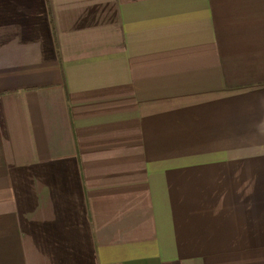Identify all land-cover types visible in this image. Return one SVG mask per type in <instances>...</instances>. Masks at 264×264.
Instances as JSON below:
<instances>
[{
  "label": "crops",
  "instance_id": "1",
  "mask_svg": "<svg viewBox=\"0 0 264 264\" xmlns=\"http://www.w3.org/2000/svg\"><path fill=\"white\" fill-rule=\"evenodd\" d=\"M0 264H264V0H0Z\"/></svg>",
  "mask_w": 264,
  "mask_h": 264
}]
</instances>
